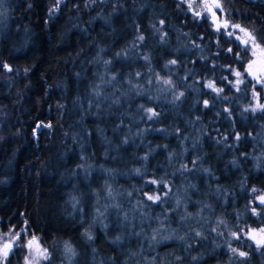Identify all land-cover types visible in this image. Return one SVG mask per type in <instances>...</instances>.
Instances as JSON below:
<instances>
[{"label":"clouds","instance_id":"1","mask_svg":"<svg viewBox=\"0 0 264 264\" xmlns=\"http://www.w3.org/2000/svg\"><path fill=\"white\" fill-rule=\"evenodd\" d=\"M0 264H264V0H0Z\"/></svg>","mask_w":264,"mask_h":264}]
</instances>
